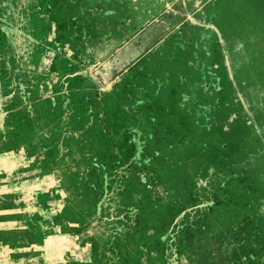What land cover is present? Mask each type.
<instances>
[{"label":"rangeland","instance_id":"obj_1","mask_svg":"<svg viewBox=\"0 0 264 264\" xmlns=\"http://www.w3.org/2000/svg\"><path fill=\"white\" fill-rule=\"evenodd\" d=\"M29 198L0 240L48 226L45 264H264V0H0V208Z\"/></svg>","mask_w":264,"mask_h":264},{"label":"crops","instance_id":"obj_2","mask_svg":"<svg viewBox=\"0 0 264 264\" xmlns=\"http://www.w3.org/2000/svg\"><path fill=\"white\" fill-rule=\"evenodd\" d=\"M2 202V201H1ZM16 202V208L7 209V208H0V213L2 212H20V211H26L29 213L25 218H21L10 222H4L0 220V228H7L10 226H22L26 227L25 225H28V223L32 224V220L35 219V216L38 218L40 217L39 207H40V201L38 199L29 198V199H21ZM46 205V204H45ZM12 219V218H11ZM39 230L43 234L42 237H44V243L38 244L34 240H31L30 247H20V246H12L9 242H4L0 240V264H45L42 255L40 253V250H51L52 246L50 247L48 244V238H49V229L48 226H40ZM47 244V245H46ZM19 250H29L26 254L22 253L20 254Z\"/></svg>","mask_w":264,"mask_h":264}]
</instances>
